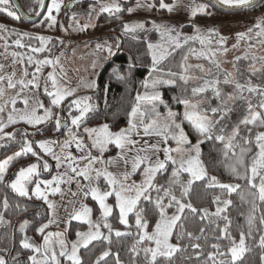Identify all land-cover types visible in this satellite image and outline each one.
Returning <instances> with one entry per match:
<instances>
[{
	"label": "snow or ice",
	"instance_id": "6c2138e0",
	"mask_svg": "<svg viewBox=\"0 0 264 264\" xmlns=\"http://www.w3.org/2000/svg\"><path fill=\"white\" fill-rule=\"evenodd\" d=\"M40 11L47 10V20L50 21V26L56 24V17L53 12L59 13L62 8L61 0H51V5L46 6L44 0H36ZM222 6L229 8H249L254 7L256 0H216ZM180 5V0H175L174 3H167L165 0H158V6L160 9L166 10L171 13ZM214 6V5H213ZM137 7H147L154 9L157 7L156 2L142 3L141 0H137ZM190 14L192 17H196L198 14H207L209 4H197L195 0L189 6ZM94 10V9H93ZM125 9L121 7L118 2H114L109 5H100V11L106 12L110 15L123 12ZM19 6L13 5L11 0H0V12L6 13L9 17L19 20L20 16L17 14ZM129 13L133 12V8H128ZM36 12V15H39ZM73 16V20H75ZM83 27H88L84 25ZM153 30L157 31L161 37V43L147 44V48L152 56V72L160 71L159 65L171 55L173 48H182L189 44L190 41H198L201 45L210 44L211 40L207 37L200 35V28L195 27V35L183 36L181 39V33L175 27H169L165 25L152 24ZM255 28L259 29L256 32L257 36H264V20H261L255 25ZM6 31L4 26L0 25V32ZM143 23L124 24L122 34L125 36H131L132 39H138L137 33L146 32ZM249 31H252L251 29ZM175 33V35H173ZM213 35L219 36L218 33L213 32ZM241 39H244V34H241ZM44 47L33 48V52H43L46 50V46L50 41L44 37H37ZM218 43L223 46L226 43V38L219 36ZM18 48H23L25 45L18 39L15 41ZM165 45H168L166 47ZM106 48L109 56L115 55L112 45H100L97 44V49ZM115 48H120V41L117 38ZM226 52L227 50L224 49ZM190 52L199 57H203L211 61V63L217 68H220L219 62L214 58L216 53L212 52L210 55L201 51L196 53L194 49H190ZM12 55L18 56V53L13 52ZM247 59L248 57H243ZM28 63L33 62V57L29 56ZM187 60V56L184 57ZM241 57H236L238 62ZM253 59H257L253 57ZM59 60H36V72L29 73L27 69L24 70V79H15V73L4 76L0 75V114L5 112V109L11 106L10 111L7 114V123L3 119H0V140L13 139L14 135L4 134V130L8 125L16 124L21 121L31 125L33 127L40 124H44L53 118V111L50 107H45L43 102L37 101L36 107H31L29 99L23 97L25 89H39L38 77L36 73H40L41 69L45 65L53 66V72L49 73L47 81L44 85V93L50 97V104L53 107H59L69 96H74V90H70L66 87H62L58 81L55 71L56 65ZM133 67V65H129ZM182 70L179 73L169 72L168 75L176 77L183 84L187 85L192 77L189 75V68L181 66ZM199 67V66H198ZM4 66L0 65V71H3ZM63 71V69H61ZM31 75V79H26ZM211 75V73H210ZM50 88L49 89V83ZM223 83L225 85H232L233 93L226 94L220 88L221 81L219 78L204 79L203 83L191 88L193 95H203L212 92L214 99L219 101L218 106L201 108L204 103L203 100L197 103H192L188 99L177 98L179 103L184 105L183 121H187L198 134V137L202 138L199 143L192 145L188 136L184 132L181 123H177V116L179 114L173 113L169 110L167 119L163 124H160L157 119L153 118L151 123H145L144 118L149 115V109L143 107V103L151 104L150 111L155 114L156 117L159 113L156 112L155 102H163L161 100V94L158 91L161 85L175 86V79L161 80L153 79L151 81L143 82V88L145 92L143 94L137 93L135 99L136 104L131 108L129 115V126L125 129H121L119 132H113L110 130L109 125L104 124L99 128H86L85 131L90 138H92V147L98 149L101 153L105 152L109 145H114L120 150V155L113 159L101 161L97 157L88 155L81 157V159L88 160L87 165L84 167H76L73 164L76 162V157L70 153L66 154L65 159L72 161L68 167L72 173L78 177H83L84 180L89 181V189L84 192V196L91 195L92 199L97 201L101 209L102 215L100 221H93L92 209L86 205H81L78 210L70 216L68 223L71 220L79 221L82 224L88 226V231H77L76 240L70 244L66 241L62 233L48 232L44 235L45 230L54 222L50 220L48 223L41 225L37 231L43 235L44 243L42 246H38L32 243L29 237L25 234L21 245L24 249L31 250L34 255H30L28 260L30 264H64L65 261L68 264H84V260L80 255L81 249H88L89 245H92L94 241H107L111 244V238L113 234V226L109 222L108 218L112 215L113 208L107 204L109 197L114 196L117 207L119 209L118 219L120 224L126 228H131L129 224V215H135V229L134 233L136 240L131 246V253L133 257H140L143 254L142 264H175L174 257L177 253L187 251V248L182 247L180 241L187 239L190 243V247L196 253V258L199 261L201 255L205 256V259L201 264H241L244 261L245 254L251 251V248L247 245V239L252 236L255 229V223L257 219L260 225H264V212H261L259 217L256 213L258 210V204L264 206V85L253 84L251 80L246 83H241L237 80L232 73H225ZM15 95L4 100L7 92L6 89H17ZM151 91H148V90ZM245 92L248 93L245 96ZM252 96L259 97L258 102L254 105L252 102ZM23 97V98H22ZM24 105L22 110L16 108L18 100H21ZM91 97H84L74 99L70 102L69 107L75 106V110L79 113L76 116H72L71 124L76 128H79L81 123L85 120L88 113L94 110V106L89 103ZM236 100H242L247 105V116L240 121L245 127L246 135L241 134V128L239 125L233 127L230 135H225L224 126L221 121L225 120L227 115L233 111V103ZM166 106V105H165ZM43 110V115H39V110ZM211 113V117L208 115ZM218 117V118H217ZM62 127L60 119L55 120V128L59 130ZM255 130V132H254ZM142 133L143 137H159L163 143H167L169 139L174 140L178 147L176 149H163L167 155L166 160H161L159 157L153 159L155 153L161 151L158 144H152L148 147H140L136 149V154L129 156L128 153L132 152L135 146L139 143L134 137H140ZM26 135V134H25ZM70 140L65 141L63 148H69L70 145L75 142L76 147L80 151H84L83 141L78 139L71 133L69 129ZM205 140L219 141L224 145L223 156L225 160L230 157L235 158L234 162L229 163L227 167L230 173L236 180H242L245 182L244 189L240 183H222L215 175H209L208 168L205 166L203 159L201 158L200 144ZM243 141L247 147H241L240 142ZM54 143L53 141L39 142L38 147L47 155H51L56 160V167H61V157L57 156L52 147L49 145ZM2 146V145H0ZM187 146V147H184ZM240 149L237 154V149ZM177 153L176 156L172 155V152ZM141 153H144L141 155ZM31 154L39 159L38 154L33 149V145L29 141H25V144L20 152H17L14 156L5 159L0 162V185L5 183L6 173L12 164V162L21 156ZM118 161H122L125 166V171L118 178L117 175L108 171V167L116 164ZM102 162L105 167L103 170H97L93 166L96 163ZM130 171L128 170V166ZM169 165H171V177L167 182V186L161 185L157 182V175L168 171ZM41 165L32 164L27 168H22L16 174L15 179L12 180L7 186L11 190L17 193L21 197H27L29 199L34 195L37 199L43 200L47 204L48 208L52 211L53 217H55L56 205L49 200V195H56L61 193L60 185L65 183V175H56L51 180H39L34 183V177H39ZM42 168L45 172L51 171V168L47 162H44ZM141 172L143 180L137 184L134 181L128 183L131 175ZM184 174H187V178H184ZM103 178L108 186V190L101 191L99 187L92 186L93 181H99ZM72 177H68L70 181ZM197 181H203L207 188H218L222 193L230 196L232 193L240 194L241 201H245L249 204V213L247 215L248 231L245 233L241 231L239 233V239L237 240L231 234L230 228L232 221L226 215L228 208L232 205L231 199H221V196L214 198V203L217 205L215 212H209L207 208L198 209L193 206L188 197L192 192V186ZM34 188L30 194L29 185H33ZM43 186V188H42ZM79 186V185H78ZM82 187V186H81ZM179 190V196L176 194ZM157 195L153 198L152 193ZM243 192V194H241ZM162 193V194H161ZM75 195V193H74ZM142 202L151 203L158 214V219L155 222L154 228L149 232V224L145 219V209L141 207ZM2 207L7 211L10 207L7 196L3 198ZM19 208V205H16ZM169 209H175L170 215ZM189 212L193 215H199L201 220L211 219L212 217L223 219L224 227L220 228L219 233L214 237L216 242L210 243V251L204 252V249L199 242L204 237V228H200V235L194 234L192 231H188L185 228V213ZM202 213V214H201ZM6 223L3 213H0V225ZM28 222L25 221L21 227L20 232L26 233L28 228ZM107 229V234L101 229ZM217 228L219 225L217 224ZM131 231H115L116 237L131 236ZM175 236L177 243H173V237ZM228 241L227 245L222 246V241ZM59 245L57 250L56 245ZM259 248L262 250L260 256L261 264H264V234L259 236L258 242ZM111 250L102 251L95 259V264H106V258L112 256ZM16 259V257H13ZM0 264H8V261L3 255H0ZM115 264H121L119 254L115 255Z\"/></svg>",
	"mask_w": 264,
	"mask_h": 264
},
{
	"label": "trees",
	"instance_id": "16d2710c",
	"mask_svg": "<svg viewBox=\"0 0 264 264\" xmlns=\"http://www.w3.org/2000/svg\"><path fill=\"white\" fill-rule=\"evenodd\" d=\"M207 1V0H205ZM18 4L24 11V13L29 17H35L36 12H40L39 6L36 0H17ZM157 7L155 11L157 13L166 14L165 10H161L158 6V0H155ZM169 3V0H165ZM12 3V2H11ZM13 5V10L15 6ZM264 11V0L257 6L247 9L243 12L242 15L245 16H254ZM19 15V13H17ZM20 16V15H19ZM199 19H207L206 16H198ZM123 19L117 17H108L107 15L100 16L96 32L101 30L113 28L103 36H95L92 38H85V36H80V40L77 43H74L73 46L69 45L70 39H73L72 36L66 35L67 38L59 40L57 38H52L50 40L49 49L50 52L47 55L56 54L58 51L67 52V50H72L75 47L80 45L95 42L98 40H107L113 46V51L115 55H111L107 61L103 72L100 74L98 82V92L93 94V106L94 110L88 116L83 123V125L88 126H100L107 124L109 125L110 130L117 132L122 128L128 125L129 113L131 108L136 104V95L139 92L142 94L145 89L143 88V82L151 81L153 79L169 80L175 79V86L161 85L158 91L161 94L162 103L157 101L155 102L156 112L159 113V116L156 117L154 113L150 111L151 104L143 103V107L149 109V115L144 118L145 123H151L153 118L157 119L160 124L164 123V119L167 117L169 110L173 113L179 114L177 116V123H181V126L184 129V132L188 136V139L191 141L192 145L197 144L198 134L195 132L193 127L187 122L183 121V112L184 105L178 102L177 98L188 99L191 102L201 101V108L216 107L219 104V101L214 99L212 92L209 91L203 95H193L191 88L203 83L204 79L219 78L221 81L220 88L226 94L233 93L232 85H225L223 83L224 74L232 73V75L239 80L241 83H246L248 80H251L253 84L264 85V58L257 54H246L239 56L240 59L238 62L236 59L233 61V70L232 72L226 70L222 65L217 69L213 64L208 65V73H199V78L196 82L188 83L187 85L183 84L176 77H171L168 75L169 72L179 73L182 70L181 66L174 67L173 60L177 59L175 55H171L166 60H164L158 67L160 71L152 72V56L150 51L147 48V44L151 43H160L161 37L160 34L153 30L152 21L141 22L145 25V28L148 29L146 32L137 33L138 39H132L131 36H125L122 34L123 31ZM48 23V20H41L36 24H29L25 22L21 17L19 20L9 17L6 13L0 12V25L4 26L6 31L0 32V35L5 39L6 50L10 52L18 53V59H20L25 69L31 74L35 72L36 65L35 61L40 55L37 52H33L31 49L40 48L43 45L40 40L37 39L38 36L29 34L23 27H35L37 31H43ZM133 23H140L135 22ZM128 24V23H127ZM194 25H183V31H190ZM82 37V38H81ZM117 38L120 41V48H115V43ZM20 40L25 46L23 48H18L15 44L16 40ZM109 43V44H110ZM185 49H179V60L181 61L184 57ZM46 56V54H43ZM33 57V62L28 63V57ZM247 56V59L243 57ZM174 57V58H172ZM256 57L257 59H253ZM133 67H129V65ZM178 63V65H180ZM211 73V75H210ZM118 74V76L116 75ZM28 78H32L31 75ZM19 86L17 85L16 90H12L9 94V97L15 95V92L18 91ZM7 95V94H6ZM248 93L245 92V96ZM259 100V97L252 96V102L255 105ZM72 99H67L62 103V111L66 113L67 118H69V112H71V107H69ZM2 102V101H0ZM233 103V111L227 115L225 120L221 121V124L217 126H224L225 135H230L233 127L239 125L241 128V134L246 135L245 127L240 124V121L247 116V105L245 101L236 100ZM19 104L16 105V108ZM166 105V106H165ZM11 106L5 109L3 114H0V119L4 121L7 120V114L10 111ZM53 119L49 123L42 125L39 129L31 131L30 129L23 128V132H14L13 139L0 140V160L6 157L8 154L15 152L23 148L25 141H29L32 144H35V141L57 138L61 137L64 134L62 128L56 130L55 120L57 116L58 108H53ZM72 113V112H71ZM77 112H73L72 115H77ZM208 115L211 117V113L208 112ZM218 118V117H217ZM55 119V120H54ZM12 130L11 128L7 129V132ZM264 130V129H262ZM255 132V130H254ZM26 134V135H25ZM7 137V136H6ZM170 148L177 147L178 145L174 140L169 139L166 143ZM241 147H247L243 141L240 142ZM187 147V146H184ZM201 158L203 159L205 166L208 168L209 175H215L222 183H240L242 190L244 189L245 182L242 180H236L229 171L227 165L234 162L233 157H230L228 160H225L223 156L224 145L219 141L215 140H205L200 144ZM237 154H239L240 149L238 148ZM109 155L116 154V147L111 146ZM33 157L28 155L27 157L23 156L12 163L10 166L5 183L0 185V213H3L6 223L0 225V255H3L4 258L8 261V264H30L28 257L33 255L29 249H24L21 245V241L26 234L30 241L38 246L41 245L43 241V235L40 234L37 229L46 224L50 218L51 210L45 205L42 201H39L35 198L21 197L15 194L10 187L7 185L13 180L17 172L22 166H26L33 162ZM22 165V166H21ZM171 165L166 172L157 175V182L161 185L167 186V182L171 177ZM138 172L135 176V179L139 177ZM184 178H187V174H184ZM97 187L100 190H108L106 181L101 178L97 181ZM162 194V193H161ZM176 194L179 196V190L177 189ZM243 194V192L241 193ZM153 198L157 195L155 192L152 193ZM221 196V199H231L233 201L232 205L228 208L226 215L232 221L230 228L231 234L237 240L239 239V233L241 231L248 230L247 225V215L249 213V206L247 202L241 201L240 194L232 193L230 196L222 193L218 188H207L203 181H197L192 186V192L188 199L191 200L194 207L198 209L207 208L209 212H215L217 205L213 202L216 196ZM7 196L9 200V209L5 211L2 207L3 198ZM110 204L113 207L112 215L108 218L109 222L113 226V234L111 238V244L107 241H94L92 245H89L88 249H81L80 255L84 260V264H95V259L97 256L104 250H111L113 253L112 256L106 258V264H115V255L119 254L121 264H142L143 254L141 253L140 257H133L131 253V246L135 243L136 237L134 233L135 229V215H129V222L132 226L131 228H126L124 225L120 224L118 219L119 209L116 205L115 197L112 196L109 199ZM86 204L89 208L92 209V216L94 221L101 220V209L96 201L91 198L86 200ZM16 205L20 207L17 208ZM141 207L145 209L144 216L149 224V232L154 228L155 222L158 219V214L154 209L151 203L142 202ZM175 209H169V214L171 215ZM264 212V206L258 204L257 217ZM202 214V213H201ZM185 228L188 231H192L196 235H200V228H204V237H207V240L201 239V243L204 252L210 251V243L216 242L214 237L219 233L220 228L224 227L223 219L212 217L211 219L201 220L199 215H193L186 211L185 213ZM27 221L28 228L26 233L20 232L21 225ZM217 224L219 228H217ZM88 228L87 225L80 222H71L68 229L69 240L74 241L76 239L77 231H86ZM255 231L250 237L249 248L251 251L245 254L244 261L241 264H261L260 256L262 250L258 246L259 236L264 234V225L259 224L257 219L255 223ZM105 234H107V229H101ZM115 231H131L133 235L116 237ZM175 236L173 237V243H177ZM182 247L187 248V251L182 253H177L174 257L175 264H201L205 259V256L201 255L199 261L196 258V253L190 247V243L187 239L180 241ZM222 246L227 245L228 241H222ZM16 257V259H13ZM64 264H68L67 261ZM104 264V262H102Z\"/></svg>",
	"mask_w": 264,
	"mask_h": 264
},
{
	"label": "rangeland",
	"instance_id": "374dc122",
	"mask_svg": "<svg viewBox=\"0 0 264 264\" xmlns=\"http://www.w3.org/2000/svg\"><path fill=\"white\" fill-rule=\"evenodd\" d=\"M72 1L73 0H61V3L63 6H62L60 12L58 14L53 12V15L56 17V21H57L55 25L50 26V21H48L46 27L44 28V30L42 32L35 30L34 29L35 27H28V28L23 27V28L29 34H33V35L38 36V37H44L48 41H50L52 38H57L59 40L60 39L63 40L65 38H67L66 35L70 34L73 39H70L69 45H67V46H73L74 43H77V41L80 40V36H85V38H92L94 36L95 29L97 26V22H98L99 17L102 13L100 11V5H102V4L103 5H109V4H112L114 2H118L121 5V4H124L126 2L128 3L130 0H91V1H93V3L91 4V6L88 5L87 11L83 15H80V16H76L74 14L67 15L66 20L63 21L65 12L72 5ZM144 1L145 0H141L142 3H145ZM50 5H51V0L48 1V6H50ZM136 6H137V0H136L135 4L133 5V7H136ZM212 9L215 11H218V10L214 9L213 7H212ZM218 12L222 13L220 11H218ZM103 13L108 14L106 12H103ZM263 13H264V11L259 13V14L254 15V16L253 15L252 16H245V15H242L243 13H238V14L223 13V14H225V16H227V17L228 16L234 17V18L237 17L236 20L238 19L239 20L238 22H252V21H255L257 19V17ZM166 14H161V13L155 12V15H156L155 18H151L148 20L152 21L156 24H159V25L175 27L181 33V39L183 38V36L195 35L196 34L195 33V27H199L201 30L200 35L202 37H207L208 39L211 40L210 44H205V45H201L198 41H196V42L190 41L189 44L185 45L184 47L178 48V49L173 48L171 51V55L174 54L175 55L174 57H177V59H172L174 67H178V66L188 67L189 68V75L192 77V79L190 80L191 82H193V81L196 82L198 80L199 73H208V65L212 64V63L210 60L205 59L203 57L198 58L197 55H194L190 52V49H194L196 51V53L203 51L209 55L212 52H215L216 55L214 58L219 62L220 65H222L229 72L230 71L232 72V70H233L232 69L233 68V61H234V59H236V57L243 56L246 54H254V53H257V54L264 56V44H262V46H261L260 45L261 42L259 41L258 38H255L256 36L255 37L254 36L248 37L247 40L246 39L245 40H243V39H228V40H226V43L223 46H221L218 43V41H216V39L214 37L209 36L213 32L218 33L219 36H221L217 29L222 24L226 25L227 23H225V21H224V23H221V22L207 23V22H209V17H207V19L195 18V19H192L189 21H179V20L170 21L167 19ZM108 15L110 16V14H108ZM73 16H75V18H76L75 20H73ZM43 20H45V21L47 20V11H46V14H45ZM133 21L144 22L147 20L146 19H142L140 21L139 20H132V21L128 20L127 22H128V24H134ZM203 21L206 23L199 24L200 22H203ZM58 23H60V25H61V30H60V27H58ZM84 25H88V27L85 28V27H83ZM183 25H194V26L188 32V31H183V29H182ZM173 35H175V33H173ZM214 39H215V42H214ZM109 43L110 42L107 40H98L95 42L80 45L79 47H75L72 50L68 49L67 52L58 51L56 54H53L52 56L47 55L50 52V49H49L50 43H48L45 51L37 52L40 55V57H38L37 60H44V59H51V60H57L58 59L59 60L60 63L58 65H56V67H55V71L57 74L58 81L62 87H66L70 90H74V92H75L74 96H69L68 98H72L73 100L78 99V98H84V97L93 98L92 94L97 89V79H98L100 73L103 71L105 64H106V61L110 57L106 48H102V49L98 50L97 44L112 45L111 43L110 44ZM154 44H156V43H154ZM165 46L168 47V45H165ZM42 47H44V45ZM179 49H185L184 53H186L185 56H187V60H185L184 58L181 61L179 60V57H178L179 56V54H178ZM224 49H226L227 51L225 52ZM256 50H258V51H256ZM12 53L13 52L6 50L5 39L0 35V65L4 66L3 71H0V75L7 76V75H10L12 73H15V79L16 80L24 79V76H23V72L25 70L24 64L20 59H18L17 56L14 57L12 55ZM43 54H46V56H44ZM171 55H169L168 57H170ZM174 57H172V58H174ZM180 62H181V64L178 65V63H180ZM61 69H63V71H61ZM53 70H54L53 66H51V65L43 66L41 69V72L36 73V75L38 77V83L40 84V88L38 90L37 89H31V90L25 89V91L23 93V97H26L29 99V104L31 107H36L37 101H41V102H43L45 107H50L52 109V111H53V108H58L56 119H60L59 111H60L62 104L59 107L51 106V104H50L51 98L48 97L44 93L45 82L47 81V77H48L49 73L53 72ZM35 72H36V69H35ZM116 75L118 76V74H116ZM26 79H31V78L27 77ZM48 83H49V89L51 90L50 82H48ZM0 86L6 87V82H5V85H0ZM12 90L13 89H6L7 95L4 97V100H7L9 98V94ZM22 98H21V100L17 101V104H19L17 107L18 110H22L24 108V105L22 103ZM197 102H198V100L193 101L192 103H197ZM89 103L93 105L92 99H90ZM71 112L72 113L77 112L75 110V106H71ZM91 113L92 112L88 113L87 117L90 116ZM38 114L43 115V110L42 109L39 110ZM72 116H76V115H72ZM72 116H69V120L66 121L67 126L64 129L63 136L57 137V138H49V139H43V140L35 141V144H32V145H33L34 151L37 152L39 159L35 156H32L31 154H28L31 157H33V159H34L33 162L26 165V166L21 165L22 167L20 168V169L27 168L28 166H30L32 164L41 165L40 175H39V177H34V183L38 182L39 180H51L54 176H56L58 174H60V175H64L65 173L67 174V175H65V181L66 182L60 185L61 193L56 194V195H49V197H48L49 200L52 201L56 205V209H55V217H53L52 211L50 213V218H49L48 222L50 220H54V222L45 230L44 235H46L48 232L62 233L64 238L66 239V241L69 244L72 242L71 240H69V237H68V229H69V225H70V223H68V221L70 219V216L74 213L75 210H78L81 207V205H86L87 207H89L86 204V200L88 198L92 199V197H91V195H89L87 197L84 196V192H87L89 189L90 182L84 180L83 177L76 176L74 173L71 172L68 165H69V163H73V162L65 159L66 154L70 153L72 156L77 158L76 162L73 164V166H76L78 168L84 167L85 165H87L88 160L81 159V157H84V156L88 155L89 153L91 154V156L97 157L101 161L113 159V158L118 157L120 155V150L117 148H116V154L115 155L107 154L109 152L111 146L115 147L114 145H109L107 150L103 153H101L98 149L92 147V138H90L88 136L85 129L86 128H99L103 125H100V126L85 125L84 126L83 123L85 122V120L87 118L86 117L85 120L81 123L80 127L76 128L75 126H73L71 124ZM166 119H167V117L164 119V122L166 121ZM51 120H49V121H51ZM49 121L44 123V124L49 123ZM4 122L7 123V120H5ZM44 124H40L38 126L33 127V126L28 125V124L24 123L23 121H21V122L16 123V124L8 125L4 130V134L7 136V135H12L14 132H16V133L21 132L22 133L24 130L23 129L24 127L27 129H30L31 131H34L36 129H39ZM128 126H129V124L122 129H125ZM9 128H11L12 130L7 132V129H9ZM69 129H71V133L73 135H75L78 139L83 141V144L85 146L83 152L77 149L75 142H73L69 148H66V149L63 148L65 141L71 139V136L69 135ZM119 131H117V132H119ZM134 139L138 140L139 143L135 146V148L133 149L132 152L128 153L129 156L135 155L136 149H139L142 146L148 147L152 144H158L161 151L155 153V155L153 156V159H155L156 157H159V159H161V160H166L167 155L163 151V149H176L178 147L177 146L174 148H170L167 144L162 142L161 138H159V137H143L142 133H141L140 137H134ZM199 139H202V138H199ZM42 141H53L54 142V143L50 144L49 146L53 148V150L57 156L61 157V167L57 168L56 167V163H57L56 160H54L51 155H47V154L43 153V151L41 149H39L38 144H39V142H42ZM197 143H199V140ZM21 150H22V148L15 151V152L8 154L6 157L1 159L0 162H3L5 159H8L9 157L14 156L17 152H20ZM143 154L144 153H141V155H143ZM28 155H25V157H27ZM172 155L176 156L177 153L175 151H173ZM21 157H23V156H21ZM16 160H14V161H16ZM44 162H47L49 164L51 171L45 172L43 170L42 165ZM93 167L97 170H103L105 165L102 162H99V163H96ZM130 167L131 166L129 165L128 166L129 171H130ZM108 171L114 173L115 175H117L118 178H120L121 174L125 171V166H124L122 161H118L116 164L109 166ZM137 173L131 175L128 183H132L134 181L135 183L139 184L142 182L143 176H142L141 172L139 173V177L137 179H135V176ZM69 176L72 177V179L70 181L68 180ZM14 179H15V177L13 178V180ZM91 183H92V186L97 187V181H93ZM33 188H34V184L29 185L30 194L32 193ZM42 188H43V186H42ZM74 193H75V195H74ZM15 194H17V193H15ZM32 198L37 199L34 195L32 196ZM37 200L43 202V200H41V199H37ZM107 204L112 207L109 200H107ZM45 205H47V204H45ZM116 205H117V203H116ZM248 206H249V204H248ZM92 219H93V216H92ZM128 219H129V217H128ZM73 221L79 222V221L71 220V222H73ZM129 224H130V222H129ZM86 231H88V228ZM86 231H84V232H86ZM247 231H246V233H247ZM43 243H44V238H43V241H42L40 246H42ZM249 243H250V237L247 239V245L248 246H249ZM56 247L58 250L59 245L57 244Z\"/></svg>",
	"mask_w": 264,
	"mask_h": 264
},
{
	"label": "crops",
	"instance_id": "0c3cea01",
	"mask_svg": "<svg viewBox=\"0 0 264 264\" xmlns=\"http://www.w3.org/2000/svg\"><path fill=\"white\" fill-rule=\"evenodd\" d=\"M169 3H174L175 0H169ZM145 3H150V2H155V0H145ZM193 3V0H180V5L178 8H176V10H174L173 12L169 13L166 10V17L168 20L170 21H189L192 19L197 18L198 16H206L209 17V22L207 23H227L226 25H221L217 30L219 31L220 35L225 37L226 40L228 39H241L240 36L241 34H244V39L243 40H247L248 37H255L258 38L259 41L261 42L260 45L262 46V44H264V36H257L256 32L259 31V29L255 28V25L257 23H259L261 20H264V13L259 15L257 17V19L255 21L252 22H238L239 20L236 18L237 17H227L225 16V14L223 13H219L218 11H215L212 9V7L209 5L208 8V12L207 14H198L196 17H192L190 14V5ZM195 3L197 4H209L207 1L205 0H195ZM134 9L133 12H131V16L133 18H137V20H142V19H151V18H155V8L154 9H149L147 7H132ZM163 10V9H161ZM142 22V21H140ZM206 22H200L199 24H204ZM252 31H249V30ZM212 36L216 39V41L219 40V36L217 35H213L212 33L209 35ZM214 39V42H215ZM258 51V50H256ZM257 54V53H254ZM261 57L264 58L263 55L257 54ZM195 82V81H193ZM191 81H189V83H193ZM148 91H151L150 89Z\"/></svg>",
	"mask_w": 264,
	"mask_h": 264
},
{
	"label": "flooded vegetation",
	"instance_id": "af4514ba",
	"mask_svg": "<svg viewBox=\"0 0 264 264\" xmlns=\"http://www.w3.org/2000/svg\"><path fill=\"white\" fill-rule=\"evenodd\" d=\"M135 2H136V0H130L128 3L126 2V3H124V4H121V7L122 8H124L125 10L123 11V12H120V13H116V14H114V15H108V14H105V13H101V15L100 16H102V15H107L108 17H117V18H120V19H123V21H122V23L123 24H127L128 22V20L129 21H132V20H137V18H133L132 16H131V13H129L128 11H127V9L128 8H132L133 7V5L135 4ZM93 3V1H91V0H73L72 1V5L70 6V8L65 12V15H64V20L63 21H65L66 20V18H67V15H71V14H74V15H76V16H80V15H83L86 11H87V7H88V5H90L91 6V4ZM73 7V8H72ZM72 8V9H71ZM46 14V13H45ZM45 16V15H44ZM44 16H43V18H44ZM42 18V19H43ZM100 18V17H99ZM41 19V20H42ZM40 20V21H41ZM100 24L97 22V26H99ZM97 26H96V29H97ZM58 27H60V30H61V25H60V23H58ZM96 29H95V33H94V36L93 37H95V36H105L106 34H107V32H109V31H111V30H114L113 28H109V29H105V30H101V31H99V32H96ZM109 60V59H108ZM107 60V61H108ZM107 61H106V63H107ZM106 65V64H105ZM98 81V80H97ZM97 86H98V83H97ZM98 88V87H97ZM98 92V89H96L95 90V92L93 93V94H95V93H97ZM92 94V95H93ZM68 99H72V98H68ZM92 99V101H93V98H91ZM67 100V99H66ZM65 100V101H66ZM73 100V99H72ZM64 101V102H65ZM62 105H61V108H60V111H59V114H60V121H61V125H63L66 121H68L69 120V118H67V116H66V113L64 112V110L62 111ZM62 128V127H61ZM63 131V130H62ZM35 143V142H34Z\"/></svg>",
	"mask_w": 264,
	"mask_h": 264
},
{
	"label": "water",
	"instance_id": "95a60500",
	"mask_svg": "<svg viewBox=\"0 0 264 264\" xmlns=\"http://www.w3.org/2000/svg\"><path fill=\"white\" fill-rule=\"evenodd\" d=\"M48 1L49 0H44V3H45V5L46 6H48ZM208 1V3L211 5V7H213L214 9H216V10H218V11H220V12H222V13H226V14H238V13H243L245 10H247V9H251V8H253V7H249V8H229V7H225V6H222V5H220L219 3H217L216 2V0H207ZM263 0H256V4H255V6H257V5H259L261 2H262ZM11 2L14 4V6H19V11H18V13H19V15H20V17L25 21V22H27V23H29V24H36V23H38L42 18H43V16L45 15V13H46V9L44 10V11H40L39 13V15H37V16H35V17H29V16H27L25 13H24V11L22 10V8L20 7V5L18 4V2H17V0H11ZM214 5V6H213ZM254 6V7H255ZM104 70V69H103ZM103 72V71H102ZM101 72V73H102ZM100 73V74H101ZM99 77H100V75H99ZM99 77H98V81H97V83L99 82ZM66 126H67V122H65L63 125H62V130L64 131V129L66 128Z\"/></svg>",
	"mask_w": 264,
	"mask_h": 264
}]
</instances>
